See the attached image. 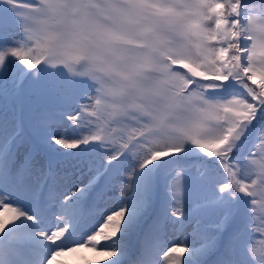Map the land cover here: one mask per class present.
Returning a JSON list of instances; mask_svg holds the SVG:
<instances>
[{
	"label": "snow or ice",
	"instance_id": "1",
	"mask_svg": "<svg viewBox=\"0 0 264 264\" xmlns=\"http://www.w3.org/2000/svg\"><path fill=\"white\" fill-rule=\"evenodd\" d=\"M134 237L128 264H264V0H0V264Z\"/></svg>",
	"mask_w": 264,
	"mask_h": 264
},
{
	"label": "rangeland",
	"instance_id": "2",
	"mask_svg": "<svg viewBox=\"0 0 264 264\" xmlns=\"http://www.w3.org/2000/svg\"><path fill=\"white\" fill-rule=\"evenodd\" d=\"M68 171L71 173L74 170H68ZM86 177H87V169L85 168L83 177H81L80 173L78 171H76L75 172V176L72 177V178L75 180V179H81V178L86 179ZM116 194H117V192H113L110 195L115 196ZM106 206H111V202L108 205L101 204L100 207H101V209H103ZM167 230H168L169 237L174 235L173 226L172 225H169ZM133 239H134V248H133V250L130 251L129 257L125 260V264H128V261L130 259L134 258V256H135V246H136L135 245V241H136L137 238L134 237Z\"/></svg>",
	"mask_w": 264,
	"mask_h": 264
}]
</instances>
